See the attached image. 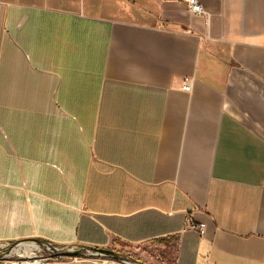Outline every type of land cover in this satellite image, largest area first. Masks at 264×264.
Returning a JSON list of instances; mask_svg holds the SVG:
<instances>
[{"label": "crops", "instance_id": "1", "mask_svg": "<svg viewBox=\"0 0 264 264\" xmlns=\"http://www.w3.org/2000/svg\"><path fill=\"white\" fill-rule=\"evenodd\" d=\"M199 1L0 0V242L264 264V0Z\"/></svg>", "mask_w": 264, "mask_h": 264}, {"label": "built area", "instance_id": "2", "mask_svg": "<svg viewBox=\"0 0 264 264\" xmlns=\"http://www.w3.org/2000/svg\"><path fill=\"white\" fill-rule=\"evenodd\" d=\"M192 13L204 14L205 10L199 0H186ZM191 90L190 81L184 86ZM188 228L201 233L205 232V224L189 223ZM80 251L79 253H77ZM111 258V259H110ZM111 260L113 264H143L128 256L110 257L89 247L59 245L48 241L26 240L20 242H0V264H101Z\"/></svg>", "mask_w": 264, "mask_h": 264}, {"label": "water", "instance_id": "3", "mask_svg": "<svg viewBox=\"0 0 264 264\" xmlns=\"http://www.w3.org/2000/svg\"><path fill=\"white\" fill-rule=\"evenodd\" d=\"M95 250L100 251V252H102V253L110 256V257H117L116 253L112 250H109V249H95ZM79 252L80 251H78L77 253H79ZM88 264H97V263H88Z\"/></svg>", "mask_w": 264, "mask_h": 264}, {"label": "rangeland", "instance_id": "4", "mask_svg": "<svg viewBox=\"0 0 264 264\" xmlns=\"http://www.w3.org/2000/svg\"><path fill=\"white\" fill-rule=\"evenodd\" d=\"M123 251L128 252V253H132V252H130V251H126V250H123ZM122 256H124V257L128 256V257H130V258H132V259H137V258H135V257H132L131 255H125V254H123ZM110 259H111V258H110ZM91 262H93V261H90V263H91ZM140 262H141V261H140ZM100 263H101V264H112L111 261H108L107 263H106L105 261H101ZM77 264H81V263H77ZM143 264H144V263H143ZM162 264H172V263L167 262V263H162Z\"/></svg>", "mask_w": 264, "mask_h": 264}, {"label": "flooded vegetation", "instance_id": "5", "mask_svg": "<svg viewBox=\"0 0 264 264\" xmlns=\"http://www.w3.org/2000/svg\"><path fill=\"white\" fill-rule=\"evenodd\" d=\"M114 252H115V251H114ZM116 256H117V257H119V256H120V254L116 253Z\"/></svg>", "mask_w": 264, "mask_h": 264}, {"label": "bare ground", "instance_id": "6", "mask_svg": "<svg viewBox=\"0 0 264 264\" xmlns=\"http://www.w3.org/2000/svg\"><path fill=\"white\" fill-rule=\"evenodd\" d=\"M108 261H111V260H108ZM108 261H106V263L108 262ZM112 262V261H111ZM113 264V263H112Z\"/></svg>", "mask_w": 264, "mask_h": 264}]
</instances>
